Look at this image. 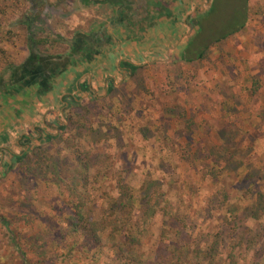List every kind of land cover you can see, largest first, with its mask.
<instances>
[{
    "label": "rangeland",
    "instance_id": "obj_1",
    "mask_svg": "<svg viewBox=\"0 0 264 264\" xmlns=\"http://www.w3.org/2000/svg\"><path fill=\"white\" fill-rule=\"evenodd\" d=\"M29 1L0 0V83L8 81V65L19 66L29 56L23 25L27 17L34 22L31 26L35 38L43 42L38 46L39 51L54 59L71 54L68 41L75 32L87 35L91 29L106 27L107 23L115 25L119 21V14L108 4L84 6L81 0ZM123 1L128 7L127 14L133 15L135 20L141 18L137 21L139 24L132 27L145 28L147 21L143 20V15L151 10L154 0ZM187 1L184 0L183 5L169 4L172 10L177 12L178 9L184 14L181 19H176L178 33L175 38V33L172 34L170 45L173 51L166 54L157 51L159 55L147 62L131 60L130 63L138 67L134 73H112L113 77L107 76L103 86L77 102V106L71 108L69 102L54 122L47 125V133L55 139L62 133L65 140L71 139L68 129L59 130L68 124L67 115L89 111L85 118L93 123V129L107 134L105 145L101 147L102 142L99 143L98 153L110 151L113 161L110 172L125 171L122 173L134 189L144 178L160 182L162 205L171 206L169 212L173 215L184 217L187 227L178 235V227L172 225L170 228L160 217H155L144 238L143 264H156L160 244L171 242L186 244L190 251L197 245L204 249L217 242L219 253L213 264H219L229 255L236 256L238 264H264V213H258L256 220L245 214L246 209L250 214L255 209L250 205H256V193L260 188L264 194V120L261 118L264 114V0H248L244 27L219 44L209 46L226 32L222 27L230 26L226 20L239 6V0H217V10L210 19L204 20L205 31L201 34V38L209 40V51L204 60L189 63L184 62L183 54L198 28L184 20L208 15L213 0ZM146 3L148 9L144 7ZM32 6H36V10L31 11ZM35 14L39 15L37 21H34ZM171 110L175 114L181 113V118H170ZM54 111L59 113V107ZM231 130L236 131L238 139H229L228 134L225 137L236 142L235 146L242 139L246 141L239 146L231 163H253L255 171L259 167L260 172L251 173L252 183L256 185L247 191L238 188L239 170L229 171L223 177L228 198L224 199L222 195L215 198L211 179L203 176L202 165L186 163L190 160L184 158L183 150L189 145L194 146V141L202 145L219 144L215 132ZM12 137L8 139V150L1 148L0 152V216L13 224L11 229H16L30 264H81V260L76 259L69 260L70 263L61 262L64 243H59L56 248L47 238L43 241L45 235L41 232L46 230L45 224L58 228L68 213L56 189L34 179L37 177L34 173L25 176L22 168H18L20 164L10 170L1 166L4 161L15 163L11 153L18 155L25 150L13 145L18 139L15 133ZM68 143L75 142L68 140ZM76 143L86 147L85 139L79 136ZM252 143L253 151L250 150ZM229 157L226 152L225 158ZM218 197L223 204L221 207L217 205ZM24 213L29 214L25 225L21 220ZM42 242L46 243L45 249L38 248ZM12 243L0 231V264L21 263ZM108 247L104 239L102 247L92 249L91 254L98 258L97 264H115L113 252Z\"/></svg>",
    "mask_w": 264,
    "mask_h": 264
},
{
    "label": "trees",
    "instance_id": "obj_2",
    "mask_svg": "<svg viewBox=\"0 0 264 264\" xmlns=\"http://www.w3.org/2000/svg\"><path fill=\"white\" fill-rule=\"evenodd\" d=\"M26 1L30 3L29 0ZM81 1L84 6L108 4L113 8V11H119V14L126 13L128 10L123 0ZM247 2L248 0H239L237 11H234L229 19L226 20L229 21L230 26L228 28L222 27V31H226L224 32L225 34L223 33L220 38L211 41L209 46L219 44L220 41L232 35L233 32H239L244 27ZM216 6L217 0H213L211 8L207 11L208 15H200L193 19L192 17L190 19L187 18L186 22L188 25L196 26L198 31L194 39L187 43L185 49V53L192 57L183 54L184 62L204 60L206 57L210 47H207L209 40L204 37L201 38V34L205 31L203 22L208 18L210 19V15L216 12ZM157 7L163 8L160 3L157 4ZM30 10H36V6H32ZM163 11L168 13L166 9ZM38 18L39 15L35 14L34 21H37ZM32 23L34 22L28 17L23 23L25 26L24 30L27 32L25 44L29 51V56L19 66L13 63L7 66L6 70L10 73L8 81L0 83V98L2 96L10 97L11 94L17 93L20 88L31 85H38L42 90L47 89L53 76L60 73V63H54V59L43 55L39 51L38 46L42 45L43 42L35 38L31 26ZM220 23H223V21ZM74 34L71 40L68 41L72 53L69 54L78 56L73 58L76 62L77 60H90L91 57L88 55L90 51L83 52L81 50L82 46L88 44L86 40L88 35H84L81 32H75ZM118 68L127 75L134 73L138 69L136 65L128 61H121ZM110 86L111 84L109 83L108 87ZM76 104L77 102L72 101L69 107L73 108V106H77ZM76 108L74 107V109ZM88 112L85 111L83 114L69 113L67 115L68 124L61 126V129H59L60 131L68 129V137H71L68 140H73L74 144H69L68 140L63 138V133L59 134L55 139L51 134L38 130V138L35 140L38 142L37 145L28 136L24 137L23 143L19 142V146L23 150L25 149L24 152L18 155L11 153L10 156L15 163L13 161L12 163L4 161L1 166L10 170L15 164H20L18 168H22L25 176L34 173L37 176L34 179L56 189L57 196L62 200L68 213L60 221V227L56 228L55 225L46 223V230L41 233L45 235L43 241L47 238L48 243L56 248L59 247V243H64L61 262L70 263L69 260L76 259L81 260V264H97L98 258L91 254V251L102 247L103 240L106 239L108 248L113 252L115 264L117 261L120 262L119 264H143L144 259L141 250L145 244L144 238L147 235L146 232L149 225L152 224L155 217H160L163 222H166L165 225L170 228L172 225L178 227V235H181V231L187 227L185 219L181 215L170 213L169 211L172 210L171 206L162 205L160 198L163 197V191L160 182L144 178L139 187L134 189L128 183L124 173H122L125 171L110 172L109 168L113 163L109 155L110 151L106 149L104 152L98 153L100 150L99 143L102 142L101 147L105 145L103 142L107 139V134L93 129V123L85 118ZM181 116V113L175 114L171 110L169 117L179 119ZM261 118L264 120V114L261 115ZM205 133L208 137V131ZM215 134L219 138V144L214 145L207 141L208 144L202 145V143L194 141V146L185 147L183 150L184 158L190 160V163L188 161L186 163H200L202 165L204 169L203 176L211 179L212 190L216 193L215 198L217 196L220 197V195L224 199L228 198L229 193L223 177L229 171L238 172L239 170L238 177L241 176V181H239L238 188H246L247 191L252 190L256 184L252 183L251 173L256 175L260 172L259 167L255 171L256 167L253 163L245 165H240V161L231 163L232 157L237 155L239 146L246 141L242 139L240 143L237 142L238 146H235L236 142L232 143L227 140L225 134H228L229 139H235V141L238 139L235 130L225 133L224 131H216ZM78 136L81 139H85L86 147L82 146L81 143H76ZM228 143L230 146L227 145ZM250 146V150L253 151V143ZM61 152L64 154L63 157ZM226 152H229V158H225ZM239 166L241 169H239ZM108 172L110 173L109 175ZM23 182L26 183L25 180ZM243 182H245V185L242 184ZM256 194L258 195L256 205H250V207L255 209L250 211L251 214L248 212L249 209L245 210V214L253 220L259 218L258 213H264V194L261 192V188ZM219 197L216 201L217 205L221 207L223 204ZM230 211L234 214V211ZM26 218H29L28 213H24L21 219L23 225L27 223ZM173 222H176V224ZM12 225L5 217L0 216V231L7 239L13 242L12 247L19 256V260H21V263H19L30 264L26 250L21 247L16 229H11ZM17 225H19V222ZM214 244L204 249L197 245L195 249L193 248L190 251L186 244L162 243L159 247L158 257L155 259L156 264H213L219 253L217 242H214ZM45 246L46 243L42 242L38 248L45 249ZM190 254H195V256L190 257ZM219 264H238V260L236 256L229 255L225 259H221Z\"/></svg>",
    "mask_w": 264,
    "mask_h": 264
},
{
    "label": "crops",
    "instance_id": "obj_3",
    "mask_svg": "<svg viewBox=\"0 0 264 264\" xmlns=\"http://www.w3.org/2000/svg\"><path fill=\"white\" fill-rule=\"evenodd\" d=\"M183 1L154 0L155 6L153 4L148 13L142 14L145 18L143 20L147 21L145 28L132 27L139 24L137 21H141V18L135 20L133 15L119 14V11L114 10L119 14V21L115 22V25L107 23L106 27L102 25L100 29L97 27L87 33L89 34L86 39L88 44L82 46L81 50L90 51L88 53L90 60L76 62L73 58L78 56L70 54L66 60L53 58L54 63H60L61 70L59 74L53 76L47 89L42 90L38 85H31L20 88L10 97L2 96L0 98V149L8 150V139L13 138V133L18 136L13 145L19 148H21L19 142L23 143L24 137L28 136L35 142L34 140L38 138V130L47 133V125L54 122V118L58 117L65 107L67 108L69 102H79L90 93L93 94L95 90L103 86L107 76L113 77L112 73H125L118 68L121 61H141L142 59L147 62L148 59L159 55L157 51H162L164 54L173 51L174 48L172 49L170 45H172V34L175 33V38L178 33L176 19H181L180 16L184 14H180L178 9L177 12L175 9L172 10L169 4L182 3L183 5ZM185 2L188 3L187 0ZM159 3L163 6L162 9L157 7ZM127 5H129L128 2ZM144 7L148 9V3ZM164 9L168 13L164 12ZM143 30H145L144 33ZM65 97L68 98L67 101L64 100L67 99ZM56 107H59V113L54 111Z\"/></svg>",
    "mask_w": 264,
    "mask_h": 264
},
{
    "label": "water",
    "instance_id": "obj_4",
    "mask_svg": "<svg viewBox=\"0 0 264 264\" xmlns=\"http://www.w3.org/2000/svg\"><path fill=\"white\" fill-rule=\"evenodd\" d=\"M68 56L69 55H66V56H63L62 58H59V59H62V60H66V59H68ZM53 59V58H52ZM56 60V59H55Z\"/></svg>",
    "mask_w": 264,
    "mask_h": 264
}]
</instances>
